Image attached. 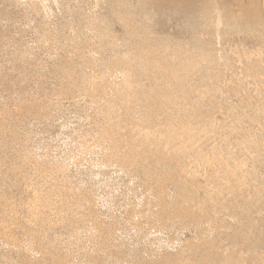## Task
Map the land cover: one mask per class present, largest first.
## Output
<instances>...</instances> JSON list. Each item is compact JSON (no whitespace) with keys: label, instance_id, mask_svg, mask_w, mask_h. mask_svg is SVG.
I'll use <instances>...</instances> for the list:
<instances>
[{"label":"rangeland","instance_id":"374dc122","mask_svg":"<svg viewBox=\"0 0 264 264\" xmlns=\"http://www.w3.org/2000/svg\"><path fill=\"white\" fill-rule=\"evenodd\" d=\"M150 2L0 0V264H264V16Z\"/></svg>","mask_w":264,"mask_h":264},{"label":"bare ground","instance_id":"6f19581e","mask_svg":"<svg viewBox=\"0 0 264 264\" xmlns=\"http://www.w3.org/2000/svg\"><path fill=\"white\" fill-rule=\"evenodd\" d=\"M156 1H157L156 4H154L152 2V0H149L150 4L152 6H154L157 10L162 8V4H165V6H169L171 8H175V7L176 8H184L185 12H188V14L192 13V15L198 13V11L200 10V7L197 5L198 0H156ZM250 1H251L249 3L250 6L246 5L245 3H242V0H237V5H239L240 12L243 13L242 16H243L244 20L249 22L248 17L250 15H253L252 21H255L257 24L262 20L261 17L263 18V16H264L263 15L264 14V4H263L264 1L263 0L262 1L250 0ZM208 7L210 8L211 6H208ZM204 9L206 10V8H204ZM201 11H203V10H201ZM198 14H200V13H198ZM201 14H202V12H201Z\"/></svg>","mask_w":264,"mask_h":264}]
</instances>
